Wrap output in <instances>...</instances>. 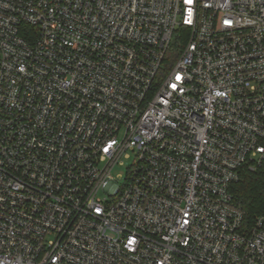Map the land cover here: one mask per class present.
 I'll return each mask as SVG.
<instances>
[{
	"label": "built area",
	"instance_id": "2783aa9c",
	"mask_svg": "<svg viewBox=\"0 0 264 264\" xmlns=\"http://www.w3.org/2000/svg\"><path fill=\"white\" fill-rule=\"evenodd\" d=\"M261 149L264 0H0V264H264Z\"/></svg>",
	"mask_w": 264,
	"mask_h": 264
},
{
	"label": "trees",
	"instance_id": "16d2710c",
	"mask_svg": "<svg viewBox=\"0 0 264 264\" xmlns=\"http://www.w3.org/2000/svg\"><path fill=\"white\" fill-rule=\"evenodd\" d=\"M235 202L243 209L246 223L252 225L264 210V170H244L232 187Z\"/></svg>",
	"mask_w": 264,
	"mask_h": 264
},
{
	"label": "rangeland",
	"instance_id": "374dc122",
	"mask_svg": "<svg viewBox=\"0 0 264 264\" xmlns=\"http://www.w3.org/2000/svg\"><path fill=\"white\" fill-rule=\"evenodd\" d=\"M133 157H123L120 160V163L117 164L114 169L112 170V175L115 178L116 182H118L119 185L123 184L125 182L127 168L129 165L133 163Z\"/></svg>",
	"mask_w": 264,
	"mask_h": 264
},
{
	"label": "snow or ice",
	"instance_id": "6c2138e0",
	"mask_svg": "<svg viewBox=\"0 0 264 264\" xmlns=\"http://www.w3.org/2000/svg\"><path fill=\"white\" fill-rule=\"evenodd\" d=\"M261 151H264V149H261Z\"/></svg>",
	"mask_w": 264,
	"mask_h": 264
}]
</instances>
